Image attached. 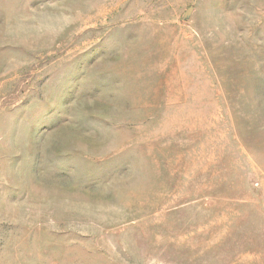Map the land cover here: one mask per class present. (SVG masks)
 Wrapping results in <instances>:
<instances>
[{
    "label": "rangeland",
    "instance_id": "obj_1",
    "mask_svg": "<svg viewBox=\"0 0 264 264\" xmlns=\"http://www.w3.org/2000/svg\"><path fill=\"white\" fill-rule=\"evenodd\" d=\"M0 264H264V0H0Z\"/></svg>",
    "mask_w": 264,
    "mask_h": 264
}]
</instances>
